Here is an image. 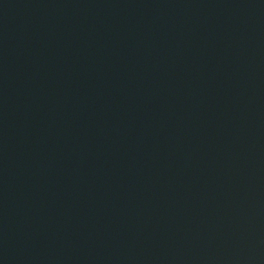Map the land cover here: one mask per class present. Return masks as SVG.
Here are the masks:
<instances>
[{"label":"water","instance_id":"obj_1","mask_svg":"<svg viewBox=\"0 0 264 264\" xmlns=\"http://www.w3.org/2000/svg\"><path fill=\"white\" fill-rule=\"evenodd\" d=\"M0 264H264V0H0Z\"/></svg>","mask_w":264,"mask_h":264}]
</instances>
